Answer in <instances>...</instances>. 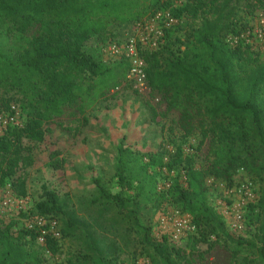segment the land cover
<instances>
[{"label":"trees","instance_id":"16d2710c","mask_svg":"<svg viewBox=\"0 0 264 264\" xmlns=\"http://www.w3.org/2000/svg\"><path fill=\"white\" fill-rule=\"evenodd\" d=\"M160 10H169L177 22L165 29L157 48L141 51L152 94L165 114L176 113L181 139L197 132L210 139L209 156L197 167L194 153H185L182 145L166 163L163 151L141 154L118 145V192L98 182L96 192L75 204L45 189L29 211L60 225L61 237L47 235L43 250L56 254L61 240L76 238L79 249L68 264H119L124 249L109 234L123 231L135 240L134 254H144L149 264H193L191 253L171 237L154 239L139 219L141 203L160 208L170 202L196 225L186 239L205 243L211 236L225 237L235 264H264V48L227 40L249 28L245 17L264 10V0H0V113L17 105L24 117L0 135V182L11 179L25 196L26 179L18 170L35 163V145L55 119L68 106L93 107L126 81L128 61L114 59L110 65L86 49L88 42ZM150 112L159 122L154 107ZM181 165L184 181L177 177L169 188L159 187L157 167ZM239 170L258 185V196L245 210V231L236 234L209 202L208 179L232 186ZM13 226L0 227V264H45L43 252L33 247L38 233Z\"/></svg>","mask_w":264,"mask_h":264},{"label":"rangeland","instance_id":"374dc122","mask_svg":"<svg viewBox=\"0 0 264 264\" xmlns=\"http://www.w3.org/2000/svg\"><path fill=\"white\" fill-rule=\"evenodd\" d=\"M172 1L175 4L181 2ZM260 15H264V10H258L254 16L245 17L248 29L258 27ZM145 20L146 18L143 21L113 26L103 35L93 37L86 49L104 60L106 59L104 43L108 41L123 43L129 38L139 37ZM36 31L37 27L31 29L29 35L35 34ZM161 39L162 37L159 43ZM252 41L255 50L264 48V38L252 36ZM111 60L109 63L113 65L114 59ZM156 96L152 93L143 95L130 83L123 81L110 91L106 99L93 107H86L84 111L80 110L79 105L66 107L64 113L51 124V132L47 134L45 140L36 143L35 163L29 167H20L18 170L17 175L26 179L27 194L20 195L12 185L11 179L0 182V227L9 223L14 224V230L24 227L26 213L34 209L35 203L45 189L55 190L75 204H78L79 199L85 195L96 192L98 182L110 192H118L120 188L115 161L117 146L120 144L131 146L141 154L163 151L165 163L169 161L170 156L177 158V147L182 145L185 153H194L193 162L197 167L203 165L209 156L210 139L202 137L199 132L186 141L181 139L176 126V113L165 114V107L155 100ZM150 107L155 108L160 118L159 122L152 118ZM8 113L5 112L4 116ZM5 119L6 117L0 118V135L4 134L8 125H11L6 124ZM23 122L24 117L20 115L19 123ZM177 177L184 181L183 165L172 170L167 166L157 167L159 187ZM235 179L234 185L239 181L249 180V177L246 172L239 170ZM208 184L209 202L224 217V207L231 203V198H235L226 195L228 186L225 183L208 179ZM7 198L12 199L9 208L2 205L3 199ZM22 204L23 211L18 208ZM139 209L141 211L139 219L151 227V236L154 239L171 237V225L179 211L175 205L165 202L160 208H156L152 204L141 203ZM249 230L251 233L253 227H249ZM123 233L121 231L118 237L109 234V237L116 239L124 249L119 256V264H149L148 257H144V254H134L131 247L135 241L133 236L132 239H128ZM194 237L171 240L187 254L191 253L193 264H235L231 257L230 240L211 236L209 242L204 243L195 242ZM27 239L30 240V236H27ZM33 247L43 252L47 259L45 264H68L69 259L79 249V241L76 238L61 240V249L56 254L44 251L43 245L37 239L34 240Z\"/></svg>","mask_w":264,"mask_h":264},{"label":"built area","instance_id":"2783aa9c","mask_svg":"<svg viewBox=\"0 0 264 264\" xmlns=\"http://www.w3.org/2000/svg\"><path fill=\"white\" fill-rule=\"evenodd\" d=\"M177 20L171 15L169 10H160L154 16L146 18L142 24V34L139 37H132L123 43L110 42L104 49L106 60L111 59H126L129 63V70L126 77V82L130 83L133 88L143 95L151 94L152 89L149 85L146 62L141 54L142 50H153L158 47L159 40L164 35L166 28H170ZM259 25L253 29H247L237 35H229L227 40L230 44L236 45L239 43L253 45L252 36L264 38V15L259 17ZM156 101L159 102V97L156 96ZM8 115L0 114V118L6 117V124L19 125L21 111L17 105H12ZM171 182H166L165 187L169 188ZM226 195L231 198V203L226 204L223 214L228 223L230 230L233 233L240 234L245 231L246 220L245 210L248 205L254 202L258 196V185L251 180L239 181L234 186H228ZM11 198L3 199L2 205L10 207ZM19 210L23 211L24 205L18 206ZM26 211V210H25ZM24 227L27 230L36 231L38 233L37 240L43 245L47 235L55 238L61 237L60 225L57 219L50 216H42L38 214H30L25 217ZM170 232L172 240H180L188 234L196 231V225L192 218L187 213L177 211V215L172 223Z\"/></svg>","mask_w":264,"mask_h":264}]
</instances>
